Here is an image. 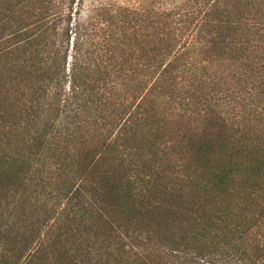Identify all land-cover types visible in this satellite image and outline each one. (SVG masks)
<instances>
[{"label": "trees", "instance_id": "trees-1", "mask_svg": "<svg viewBox=\"0 0 264 264\" xmlns=\"http://www.w3.org/2000/svg\"><path fill=\"white\" fill-rule=\"evenodd\" d=\"M85 1L0 0L4 264H264V0Z\"/></svg>", "mask_w": 264, "mask_h": 264}, {"label": "rangeland", "instance_id": "rangeland-1", "mask_svg": "<svg viewBox=\"0 0 264 264\" xmlns=\"http://www.w3.org/2000/svg\"><path fill=\"white\" fill-rule=\"evenodd\" d=\"M151 2V0H86L83 6V12L87 13L89 12L92 8L99 6L101 4H109V3H114L118 5H123V6H131V7H137L140 6L141 4ZM163 2H157L156 6L159 7L160 4ZM164 7H170V5H163ZM8 248L6 246V243L0 244V264H4V262L7 261H14L15 259L20 256L19 252L23 248L22 244H19L15 247V250L13 253L9 254L8 257H5L6 259H3V254L5 255L4 251L5 249Z\"/></svg>", "mask_w": 264, "mask_h": 264}]
</instances>
